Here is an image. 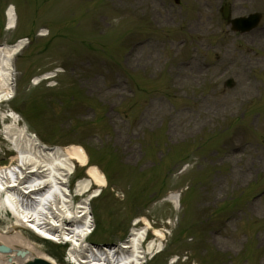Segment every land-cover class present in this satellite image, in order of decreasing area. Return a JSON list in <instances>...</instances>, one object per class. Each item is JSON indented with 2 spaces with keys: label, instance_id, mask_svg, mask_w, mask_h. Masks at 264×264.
<instances>
[{
  "label": "rangeland",
  "instance_id": "1",
  "mask_svg": "<svg viewBox=\"0 0 264 264\" xmlns=\"http://www.w3.org/2000/svg\"><path fill=\"white\" fill-rule=\"evenodd\" d=\"M222 2L264 20V0H0V46L29 39L0 103V165L11 111L46 147L89 148L110 175L91 202L92 243L124 242L139 219L149 237L165 232L147 264H264V33L233 34ZM11 221L0 210V232ZM18 230L36 256L68 264L67 245Z\"/></svg>",
  "mask_w": 264,
  "mask_h": 264
},
{
  "label": "bare ground",
  "instance_id": "2",
  "mask_svg": "<svg viewBox=\"0 0 264 264\" xmlns=\"http://www.w3.org/2000/svg\"><path fill=\"white\" fill-rule=\"evenodd\" d=\"M15 26V16L9 8L7 28ZM24 46L21 40L14 45L0 46V102L15 94L13 62ZM17 123L15 121L3 130L5 143L14 153L8 149L11 153L9 163L0 166V210H9L15 221H11L8 231L0 232V244L12 251L9 255L0 254V264H22L36 256L32 241L18 230L21 227H27L40 238L71 241L74 246L71 253L77 264H144L146 257L160 247L164 239L161 231L154 230L156 240L148 242L146 247H143L144 231L136 228L120 245L88 246L83 238L89 234L93 224L89 204L96 194L73 205V197L69 199L63 188L72 167L86 164L85 151L70 145L45 152L35 133H31L26 125L18 127ZM86 174L87 178L78 183L79 194L87 192L92 184L98 188L106 185L105 178L96 167H87ZM10 176L13 179L10 180ZM148 224L145 222L144 228H149ZM17 250L25 251L27 255L16 257Z\"/></svg>",
  "mask_w": 264,
  "mask_h": 264
},
{
  "label": "water",
  "instance_id": "3",
  "mask_svg": "<svg viewBox=\"0 0 264 264\" xmlns=\"http://www.w3.org/2000/svg\"><path fill=\"white\" fill-rule=\"evenodd\" d=\"M221 12L223 14V17L230 21L233 25V28L235 30H240L241 32H245V31H249L250 29H252L256 23H257V18L256 17H250V18H239L236 20H229V11L227 10V8H223L221 9ZM10 249L6 246L0 245V253H4V254H8L10 253ZM26 255V252L24 251H16V256L18 257H24ZM15 264V263H13ZM24 264H51L43 259L40 258H33L32 260H29L27 262H25Z\"/></svg>",
  "mask_w": 264,
  "mask_h": 264
}]
</instances>
